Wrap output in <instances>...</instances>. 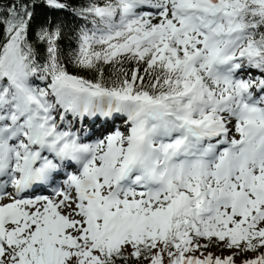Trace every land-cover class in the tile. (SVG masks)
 <instances>
[{
    "label": "snow or ice",
    "instance_id": "1",
    "mask_svg": "<svg viewBox=\"0 0 264 264\" xmlns=\"http://www.w3.org/2000/svg\"><path fill=\"white\" fill-rule=\"evenodd\" d=\"M0 264H264V0L0 2Z\"/></svg>",
    "mask_w": 264,
    "mask_h": 264
},
{
    "label": "trees",
    "instance_id": "2",
    "mask_svg": "<svg viewBox=\"0 0 264 264\" xmlns=\"http://www.w3.org/2000/svg\"><path fill=\"white\" fill-rule=\"evenodd\" d=\"M0 2H4V0H0ZM72 3L78 4L83 2V0H71ZM38 13V20L43 19L46 15H48V10L43 7L37 8ZM59 19L63 20L66 24L69 25V28H74L76 23H80V21H74L73 17L70 15H67L65 13L59 14ZM118 123V121H116Z\"/></svg>",
    "mask_w": 264,
    "mask_h": 264
},
{
    "label": "rangeland",
    "instance_id": "3",
    "mask_svg": "<svg viewBox=\"0 0 264 264\" xmlns=\"http://www.w3.org/2000/svg\"><path fill=\"white\" fill-rule=\"evenodd\" d=\"M120 124L122 125V122L120 121ZM122 127H123V125H122Z\"/></svg>",
    "mask_w": 264,
    "mask_h": 264
}]
</instances>
